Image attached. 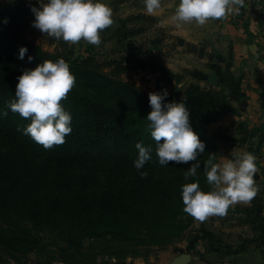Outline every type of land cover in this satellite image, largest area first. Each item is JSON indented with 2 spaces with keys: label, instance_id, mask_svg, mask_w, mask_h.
<instances>
[{
  "label": "trees",
  "instance_id": "obj_1",
  "mask_svg": "<svg viewBox=\"0 0 264 264\" xmlns=\"http://www.w3.org/2000/svg\"><path fill=\"white\" fill-rule=\"evenodd\" d=\"M29 14V6L14 0L0 5V110L14 98L24 69L63 57L76 77V86L62 101L73 117L72 132L65 143L46 149L18 131L27 119L10 109L6 117L0 116V250L28 254L48 235L65 264H99L104 253L82 247L83 240L117 242L109 255L124 260L144 256L145 246L163 248L185 235L195 218L183 211L181 185L199 179L204 191L211 190L203 165L209 154L217 161L219 156L206 128L229 110L225 90L196 84L178 88L181 77L163 72V79L176 80L174 100L184 98L193 130L206 144L198 156L197 177L186 180L184 171L194 161L158 163L156 142L147 127L149 95L120 76L130 67L114 61L107 72L93 58H73L66 44L61 52L50 53L18 37L14 27L6 29L14 23L24 27ZM21 47L28 49L24 59L19 58ZM139 141L153 148L152 160L143 169L146 178L133 164ZM201 239L191 241L188 250Z\"/></svg>",
  "mask_w": 264,
  "mask_h": 264
},
{
  "label": "clouds",
  "instance_id": "obj_2",
  "mask_svg": "<svg viewBox=\"0 0 264 264\" xmlns=\"http://www.w3.org/2000/svg\"><path fill=\"white\" fill-rule=\"evenodd\" d=\"M140 2L149 15L163 12L168 5V0ZM38 3L39 7L31 6L35 16L33 26L56 41L76 44L83 40L99 46L102 33L115 23L113 8L105 0H38ZM246 5L247 0H178L167 20L176 30L183 31L193 22L204 26L210 20H226L229 15L240 13ZM165 22L161 21L162 24ZM4 23H8L7 18ZM27 52V47H21L19 58L24 59ZM32 59L28 56L29 61ZM255 62L264 66V59L257 57ZM17 79L15 96L7 102L6 109L0 110V116L6 117L10 109L27 119L29 123L18 126V131L46 149L65 143L66 136L72 132L73 117L62 101L76 86L69 62L63 57L45 59L35 68L24 69ZM168 96L166 88L149 93L152 110L147 115V127L156 142L155 154L161 166L169 165L170 161L185 164L194 161L184 171L188 180L197 177L201 168L198 156L205 153L206 144L193 130L190 108L184 98L168 101ZM135 147L138 156L133 161L134 167L142 178H146L148 171L143 169L152 160V145L139 141ZM203 168L211 190L204 191L199 179L181 185L183 211L192 217L204 221L210 216H225L230 206L250 203L256 197L258 167L253 152L241 151L223 157L220 162L215 154H209Z\"/></svg>",
  "mask_w": 264,
  "mask_h": 264
},
{
  "label": "crops",
  "instance_id": "obj_3",
  "mask_svg": "<svg viewBox=\"0 0 264 264\" xmlns=\"http://www.w3.org/2000/svg\"><path fill=\"white\" fill-rule=\"evenodd\" d=\"M110 1L105 0L109 5ZM132 1L134 9L128 15L166 32L167 43L173 48L167 57L169 71H183L190 83L227 93L230 108L215 127L225 137L224 144L237 147L234 153H221L219 162L241 151L256 150V197L250 203L230 206L225 216L195 221L192 232H199L202 239L190 254V264H264V66L255 62L257 57L264 59V0H247L240 13L226 20H210L204 26L193 22L183 31L167 20L178 0H168L165 10L156 15L147 14L140 0ZM189 245V240L184 239L156 252L155 257L113 262L172 264L179 255L188 253Z\"/></svg>",
  "mask_w": 264,
  "mask_h": 264
},
{
  "label": "rangeland",
  "instance_id": "obj_4",
  "mask_svg": "<svg viewBox=\"0 0 264 264\" xmlns=\"http://www.w3.org/2000/svg\"><path fill=\"white\" fill-rule=\"evenodd\" d=\"M6 1L8 0H0V5ZM14 2L19 5L30 7L28 21L24 27H21L20 25L18 26L14 23L13 26L6 25V29L11 30L14 27L18 37L40 46L44 51L50 53L61 52L65 49L66 46L64 45L66 44L73 50V58H93L96 63L104 65L103 70L107 72H111L113 69L111 67V62L116 61L122 63L130 67L127 72L120 75L122 79L135 84L148 95L150 92H157L166 88L169 92V96L167 97L169 100H174L176 98L175 95L177 89L174 87L176 80L163 79V72H171L177 75V77H181V84L177 85L178 88L187 87L189 84H192L186 76H184L185 74L183 71L173 72L167 69V66H169L167 57L171 54L173 48L169 47V44L167 43L166 38L168 36L166 32L157 30L153 24L152 26H148L150 23L140 21L134 17V15L131 16L130 14H127L134 9V2L132 0L110 1V6L113 8L114 12L115 23L102 33V43L99 46L88 44L83 40L76 44H69L64 41H56L54 38L47 37L38 28L33 26L35 16L31 11V6L34 4L39 7L38 0H14ZM126 7L131 8L126 11ZM201 87L207 90L212 88L208 86ZM216 123L208 125L206 133L216 145L218 156L220 158L221 153H234L233 149L237 146L233 145L231 148V145L224 144L223 138L225 137L221 134V131L217 130L215 127ZM227 137H229V133H227ZM228 146H230V148H228ZM229 154L231 155V153ZM197 220L198 219L195 218V221ZM193 228L194 225L185 235L175 238L169 245L164 246L163 248H161L162 246L143 247L142 253L144 254V257H155L153 254H157L156 252H163V250L169 246H173L184 239L189 240L191 243V241L200 237L199 232H192ZM198 243L199 242H197V244ZM116 244L117 242H107L106 240L93 241L90 239H85L81 242L82 247H97L98 250L104 253V255L98 257L99 264H115V262H113L115 258L111 257L109 254L112 251L110 247ZM195 248L188 250V253L194 254ZM0 264L65 263L60 260L59 253L57 249L51 245L48 235H43L40 247L28 254L14 253L6 248L1 249Z\"/></svg>",
  "mask_w": 264,
  "mask_h": 264
},
{
  "label": "water",
  "instance_id": "obj_5",
  "mask_svg": "<svg viewBox=\"0 0 264 264\" xmlns=\"http://www.w3.org/2000/svg\"><path fill=\"white\" fill-rule=\"evenodd\" d=\"M252 9H254V6L252 5ZM191 255L188 253H184L179 255L172 264H189L191 262Z\"/></svg>",
  "mask_w": 264,
  "mask_h": 264
},
{
  "label": "built area",
  "instance_id": "obj_6",
  "mask_svg": "<svg viewBox=\"0 0 264 264\" xmlns=\"http://www.w3.org/2000/svg\"><path fill=\"white\" fill-rule=\"evenodd\" d=\"M224 264H232V263H224Z\"/></svg>",
  "mask_w": 264,
  "mask_h": 264
}]
</instances>
